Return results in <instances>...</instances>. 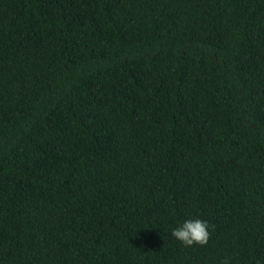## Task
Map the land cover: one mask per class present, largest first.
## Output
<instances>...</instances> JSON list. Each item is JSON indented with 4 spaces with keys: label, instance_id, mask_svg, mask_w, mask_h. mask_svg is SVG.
Segmentation results:
<instances>
[{
    "label": "trees",
    "instance_id": "trees-1",
    "mask_svg": "<svg viewBox=\"0 0 264 264\" xmlns=\"http://www.w3.org/2000/svg\"><path fill=\"white\" fill-rule=\"evenodd\" d=\"M225 260L264 264V0H0V264Z\"/></svg>",
    "mask_w": 264,
    "mask_h": 264
},
{
    "label": "clouds",
    "instance_id": "clouds-1",
    "mask_svg": "<svg viewBox=\"0 0 264 264\" xmlns=\"http://www.w3.org/2000/svg\"><path fill=\"white\" fill-rule=\"evenodd\" d=\"M172 237L178 240L183 246L190 247L194 244L205 245L210 239L209 222L200 217H186L178 221L170 229ZM227 264V260L223 262Z\"/></svg>",
    "mask_w": 264,
    "mask_h": 264
}]
</instances>
